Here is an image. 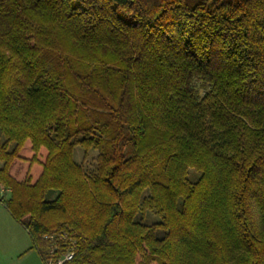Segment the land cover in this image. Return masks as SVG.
Listing matches in <instances>:
<instances>
[{"label":"trees","instance_id":"16d2710c","mask_svg":"<svg viewBox=\"0 0 264 264\" xmlns=\"http://www.w3.org/2000/svg\"><path fill=\"white\" fill-rule=\"evenodd\" d=\"M0 138L44 260L264 264V0H0Z\"/></svg>","mask_w":264,"mask_h":264},{"label":"rangeland","instance_id":"374dc122","mask_svg":"<svg viewBox=\"0 0 264 264\" xmlns=\"http://www.w3.org/2000/svg\"><path fill=\"white\" fill-rule=\"evenodd\" d=\"M0 141H2V138H0ZM74 152L75 158L86 168L95 169L97 167L99 151L93 149L85 150L82 146H76ZM200 175L201 172L194 168L189 170V179L191 181H196ZM6 191V189L1 187L0 195L8 194ZM146 194H148V191H146ZM8 213V209L0 210V264H27V260H31L30 263L33 264L34 258H36L34 256H37L35 251H31L26 257L27 259H17L20 253L24 252L27 247H31L32 240L28 232L18 222L14 221ZM138 219L144 223L151 224L160 222L162 217L158 213L149 211L144 218L139 216ZM164 233L165 231L162 229L158 231L159 236H163ZM4 246L7 247L6 250L3 249Z\"/></svg>","mask_w":264,"mask_h":264},{"label":"built area","instance_id":"2783aa9c","mask_svg":"<svg viewBox=\"0 0 264 264\" xmlns=\"http://www.w3.org/2000/svg\"><path fill=\"white\" fill-rule=\"evenodd\" d=\"M44 239L50 242V250L45 259V264H67L74 259L77 247L76 240L67 231L45 234ZM61 243L67 244L68 249L65 253L58 255L57 250Z\"/></svg>","mask_w":264,"mask_h":264},{"label":"crops","instance_id":"0c3cea01","mask_svg":"<svg viewBox=\"0 0 264 264\" xmlns=\"http://www.w3.org/2000/svg\"><path fill=\"white\" fill-rule=\"evenodd\" d=\"M3 167V161H1L0 160V168H2ZM1 187L2 186H0V189H1ZM8 194L10 193L9 192V190H7L6 191ZM5 209H7L6 208V206L4 205V203H2L1 201H0V210H5ZM9 211V210H8ZM10 213V212H9ZM8 213V215H10L11 217H12V219H14L13 218V216L11 215V213L9 214ZM14 221H16L15 219H14ZM17 222V221H16ZM20 224V223H19ZM21 225V224H20ZM22 226V225H21ZM23 227V226H22ZM24 228V227H23ZM25 229V228H24ZM27 232V231H26ZM3 249L4 250H6L7 249V247H3ZM31 251H35L37 254V256H34V257H36V258H34V261H33V264H45V260L41 257V255L39 254V252L36 250V249H29L28 247L24 250V252H22V253H20L19 255H18V260H23V259H27L26 257H28V255H29V253H31ZM38 257V258H37ZM26 261V260H25ZM30 261L31 260H27V264H31L30 263Z\"/></svg>","mask_w":264,"mask_h":264}]
</instances>
